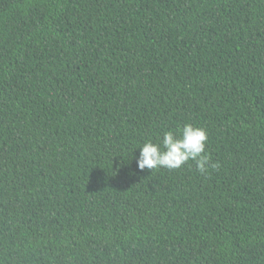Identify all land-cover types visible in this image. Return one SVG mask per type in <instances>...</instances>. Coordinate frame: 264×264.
Here are the masks:
<instances>
[{
	"label": "trees",
	"instance_id": "trees-1",
	"mask_svg": "<svg viewBox=\"0 0 264 264\" xmlns=\"http://www.w3.org/2000/svg\"><path fill=\"white\" fill-rule=\"evenodd\" d=\"M0 264H264V0H0Z\"/></svg>",
	"mask_w": 264,
	"mask_h": 264
},
{
	"label": "clouds",
	"instance_id": "clouds-1",
	"mask_svg": "<svg viewBox=\"0 0 264 264\" xmlns=\"http://www.w3.org/2000/svg\"><path fill=\"white\" fill-rule=\"evenodd\" d=\"M207 143L208 134L205 129L185 124L178 130V134L167 131L157 143L151 140L145 142L139 148L137 167L141 171L158 168L174 170L194 161L197 171L205 174L210 166H217L211 164V158L205 152Z\"/></svg>",
	"mask_w": 264,
	"mask_h": 264
}]
</instances>
